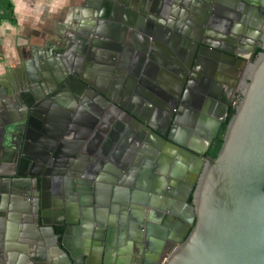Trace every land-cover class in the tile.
Segmentation results:
<instances>
[{
    "label": "water",
    "instance_id": "95a60500",
    "mask_svg": "<svg viewBox=\"0 0 264 264\" xmlns=\"http://www.w3.org/2000/svg\"><path fill=\"white\" fill-rule=\"evenodd\" d=\"M223 1L175 0L181 10L188 12L183 28L182 20L155 17L153 8L147 9L145 3L136 6L130 0H108L111 19L81 17L73 28L76 36L93 32L100 37L112 27L113 42L103 40L100 52H96L99 63L95 70L107 81L105 87L96 86L89 74L83 76L84 66L90 72L95 60L91 57L92 44L72 36L66 38L68 46L64 50L51 49L30 72L20 69L15 84L9 88L0 84V169L14 162V175L0 171V218L6 226L16 228L0 233V264H75L77 259L80 264H264V0H227L228 6L222 7ZM236 7L255 12L256 18L251 20L254 24H250L246 13L236 12ZM218 12L225 16L224 25L212 31ZM140 24H145L147 44L143 54H137L138 63L124 67L116 56L121 49L116 43L117 34L126 26L136 28ZM199 25L206 26L205 30ZM192 28L196 31L191 32ZM260 29L261 51L253 57V48L249 51L244 45L243 35L251 30L257 37ZM189 46L191 53L184 60ZM241 50L249 51L246 60ZM222 58L234 67L232 74L243 75L239 63L247 61L250 65L231 117L226 119L224 108L207 136L209 145L220 123H226L221 146L216 156L209 158L183 139L189 131L181 125L194 126L196 131L199 120L193 122L191 117L181 123L183 116L179 114L186 111L189 96H195L197 113L206 110L208 97L216 87L217 62ZM204 63L211 68L204 69ZM167 72L175 76V93L164 78L169 76ZM194 77H201L198 90L194 89ZM118 87L122 90L116 94ZM191 88L198 91L196 95H192ZM91 96L120 113L119 117L115 115L118 120L114 124L117 126L120 117L124 119L119 125L127 126L123 139L127 134L134 143L146 146L141 148L143 155L158 153L166 159L157 179L160 187L152 185L147 190L131 183L127 166L133 162L118 161V157L106 164L91 161L92 165L75 174L76 159L87 163L91 160L87 158L89 152L80 156L82 139L88 132L75 127L76 112L85 110ZM171 98L175 99L177 112L170 113L171 128L162 131L156 127L155 115L157 110L170 111L166 103ZM102 117L103 113L96 115V121ZM174 153H178L179 161L174 160L170 168ZM123 171L130 178L124 179ZM188 171L194 182L182 184ZM56 175L66 179L62 181L70 188L90 181L96 186L121 185V177L128 193L124 201L112 197L115 192L100 202L94 195L89 202L80 198L78 213L72 207L75 198L68 190L51 203L46 202L48 181L54 185L61 181ZM182 185L189 188V203L187 196L178 193ZM99 207L108 209L107 219L90 218L91 211L96 213L92 208ZM113 210H119L121 217L125 215L131 233L119 229V223L113 226ZM52 213H58L59 223L47 218ZM39 220L42 227L37 228ZM60 225L62 234L57 236L52 226ZM29 226L38 229L37 234H29ZM115 232L120 233L116 239L112 237ZM76 233L82 237L78 239ZM12 242L21 246L14 248ZM165 242L175 247L162 258Z\"/></svg>",
    "mask_w": 264,
    "mask_h": 264
},
{
    "label": "crops",
    "instance_id": "0c3cea01",
    "mask_svg": "<svg viewBox=\"0 0 264 264\" xmlns=\"http://www.w3.org/2000/svg\"><path fill=\"white\" fill-rule=\"evenodd\" d=\"M11 7H12V16L14 22L10 23L7 20L0 21V84H5L8 88L16 83L18 79V75L20 74V69L24 71L30 72L32 67H34L35 62L41 58L43 59L45 56L49 55V51L51 49H58L64 50L68 44L67 39H71L72 37L88 41L89 44H92V58L95 60L91 62V68L88 69L90 72H86V65L84 63V71L83 76L89 74L92 82L101 88L104 86V81L102 77L98 76L99 71H96L97 65L99 61H96V52H100V45L106 42H113L111 38V33L113 31L112 27L106 28L104 30V36L101 35L100 37L90 32L89 34L86 33V36H76L74 31L76 21L81 17H90L95 20L96 18L109 19L112 18V14L108 11V0H8ZM88 1V2H87ZM175 0H130L131 5H140L141 3H145V7L147 9H152L153 15L162 16L169 19H173L175 21L182 20L183 28L186 27V20L187 11L181 10L179 6L174 2ZM222 7L228 6V2L223 1L220 4ZM88 8H87V7ZM152 7V8H151ZM90 8V9H89ZM236 12L241 14L243 12L246 13V17H248V21L250 22L252 19L256 18L255 12H247V9H243L240 7H236ZM186 12V13H185ZM208 17L206 18V23L208 21ZM224 15L220 12L214 15V25L212 26V31H218L221 27H223V19ZM115 18V16H114ZM174 21V22H175ZM94 22V21H92ZM119 25V24H118ZM195 25V24H194ZM202 26L199 25L198 28ZM206 26L202 27L204 29ZM205 30V29H204ZM147 31V30H146ZM145 24H140L135 27H125L117 34L116 43H118L121 49L116 53L117 60L121 62V65L124 67H130L136 65L138 63V55L142 53L143 49L147 42L144 39L145 36ZM196 31V29L192 28L191 32ZM72 36V37H70ZM246 36V35H245ZM243 35V37H245ZM98 40V42L91 43L94 39ZM76 45H80V42H77ZM256 46V45H255ZM86 47V45H85ZM106 48H110L111 45H104ZM256 48V47H253ZM147 49V48H146ZM102 50V49H101ZM100 56V55H99ZM101 58V57H100ZM206 67L202 66L204 69L210 67L207 63H204ZM208 65V66H207ZM89 68V67H88ZM128 70V68H127ZM33 73V72H32ZM169 76H165L166 81L172 86L175 85L176 80L175 76L168 73ZM216 81V80H215ZM234 82V75L229 72H222L220 73L218 80L216 81V87L213 89V94L208 97V102L206 103V110L200 116L203 118L199 120V126L197 127L198 130L195 131V136H190L189 139L185 137V141L190 143L192 146H196L197 142H202L198 140H205L206 134L211 131L213 123L218 120V115L220 109L215 108L219 105L220 100H224L226 98V94L223 91L228 85H231ZM196 83L194 89H199V84L201 83V77L195 78L193 84ZM106 86V84H105ZM104 86V87H105ZM193 87V86H192ZM1 89V88H0ZM108 89H110L108 87ZM193 88H191L192 95H196ZM121 87H118V91L116 94L121 92ZM212 97V98H211ZM94 99V101H92ZM87 106L85 110L79 109L76 113V119L78 118V125H76V129L82 132H88L87 136L82 139V158L88 152L90 155L87 158H91V161H96L100 163H108L106 162L112 157L117 158L119 160H127L128 162L135 161L134 163L140 168L132 169L133 172V179L131 183L140 187V188H147V190L151 189L152 185H158L160 187L161 181L159 182L157 179L160 178L159 174L161 173L163 163L166 159H162V157L157 153L153 156L148 153L152 157H147L143 155L144 151H139L138 143H134L132 138L125 136L123 139V134L126 132L127 126L125 124L120 128L119 125H122V121L124 119L120 117L119 123L115 126V122L118 120L115 115L118 117L121 116L120 113L116 112V109L109 106H103L102 101H97L95 96H91L88 98ZM195 96H189L187 98L186 104V111L182 114L180 112V116H183L182 122H187L188 119L185 117L187 116L186 112L197 113L196 108L194 106ZM127 105V104H126ZM78 110V109H77ZM206 111V112H205ZM177 112V110H176ZM104 114V117L101 121H96V115ZM116 113V114H115ZM107 116H110L109 118ZM80 119V120H79ZM194 119V118H193ZM195 120V121H196ZM184 125V124H183ZM187 131H193V127H186L183 126ZM86 127H90L89 130H85ZM196 129V128H195ZM123 139L122 141H120ZM190 140V141H189ZM144 149L146 146H140ZM149 152V151H148ZM137 156V158H136ZM92 163H87L84 161H79L78 169L80 171H84L86 167H89ZM173 163H170L169 167H172ZM109 166V164H107ZM111 166V165H110ZM113 166V165H112ZM168 170V169H167ZM78 175V174H77ZM159 176V177H158ZM166 177V176H165ZM121 178V177H120ZM119 178L120 184H115V186H111L110 184L100 183V185L96 186L95 181H90L87 185L77 184L75 185V192L72 191L67 184L63 188L62 192L68 190V194L75 196V201L79 202L80 198L87 199L86 201L89 202L91 199V195H94L98 201H103L104 197L108 194L117 192L120 193L121 200H125V195L128 193V188L123 187L122 178ZM126 176L124 177V179ZM167 178V177H166ZM58 189L59 185H55ZM118 190V191H117ZM131 190V188H130ZM173 190V189H172ZM135 191H138L135 190ZM177 192V191H176ZM180 192V191H179ZM77 196V197H76ZM86 201H82L86 203ZM118 208L120 205H114ZM85 207V206H84ZM86 208V207H85ZM123 208V206H122ZM93 209V212L96 211L95 214L92 213L90 218L92 219H107L108 209H102L101 207L97 209ZM91 210V209H90ZM120 212V211H119ZM115 210L112 211V215L115 214ZM122 213L120 212L118 217H114V227L116 225L121 226L122 230L125 228L127 232L128 228V221H126L125 215L121 217ZM126 222V223H125ZM91 223H93L91 221ZM124 223L126 227L124 226ZM116 224V225H115ZM120 233L115 232L112 234V237H118Z\"/></svg>",
    "mask_w": 264,
    "mask_h": 264
},
{
    "label": "flooded vegetation",
    "instance_id": "af4514ba",
    "mask_svg": "<svg viewBox=\"0 0 264 264\" xmlns=\"http://www.w3.org/2000/svg\"><path fill=\"white\" fill-rule=\"evenodd\" d=\"M227 1V0H226ZM225 1V2H226ZM257 15V14H256ZM250 24H254V23H252V21L250 22ZM262 26H264V21H263V25ZM245 30V29H244ZM262 29H260V32H259V34L257 35V37L255 36V31H253V32H251V30H249L250 32L245 36V39H246V42L244 43V45L245 46H247L248 47V49H249V51H250V47L251 48H253V47H260L261 46V36L263 35V31H261ZM244 32V31H243ZM241 35H243V33H241ZM249 35V36H248ZM253 39H255L254 41H253ZM222 44V43H221ZM256 45V46H255ZM236 49V48H235ZM254 49L255 48H253V51H254ZM249 51H246V50H241L240 52H243V58L246 60L247 58H248V54H249ZM184 53H185V55H184V60H186V58L189 56V53H191V46H189V47H187V48H185V51H184ZM222 61V62H221ZM225 61V62H224ZM227 61V59L226 58H222V59H219V61L217 62V66L218 67H216V71H215V73H214V80H218V77H219V75H220V73H222V72H229V74L230 73H232L233 71H232V69H234V67L233 68H231V66H229V65H227L228 63L226 62ZM240 67H242V72H243V75H236V74H233L234 75V82L231 84V85H228L226 88H224V92H225V94H226V98L224 99V100H220V102H219V105L220 106H217V107H215V108H218V109H220V112H222L223 111V109L224 108H226L227 107V112H228V107L229 106H231V108L234 110V107L237 105V103H238V101L240 100V98H241V91H242V86H243V83H244V81H246V75H247V73H248V66L250 65V63H248L247 61H243V63L241 62V63H239L238 64ZM248 65V66H247ZM247 66V67H246ZM210 68H211V65H210ZM244 68V69H243ZM187 76H188V73L186 74ZM165 78V77H164ZM175 87H176V84L174 85H170V89H171V91L173 92V93H175ZM62 97H65L63 94H62ZM204 99H205V97H204ZM63 100V99H62ZM175 99L174 98H171V99H169L168 100V102L166 103V107L167 108H169V110L170 111H163V110H160L161 112H159V110H157V114L155 115V117H156V122H157V124L158 125H156V127L159 129V130H162V131H164V129L165 128H171V125H170V113H172V112H174V113H176V108H175V101H174ZM65 101V100H64ZM91 100H89V102H90ZM92 101H94V99H92ZM166 109V108H165ZM186 114H187V116L185 115V117L188 119V121L191 119V117L192 118H194L193 119V122L196 120V119H198V117H200V115H199V113H192V112H186ZM226 116H227V114H226ZM0 121H2V118L0 117ZM3 122V121H2ZM169 122V123H168ZM187 123V122H186ZM185 125V124H184ZM194 125V124H193ZM220 125H221V123H220ZM220 125H219V127H220ZM219 127L217 128V131H216V134H217V132H218V130H219ZM177 130H175V132H176ZM174 132V133H175ZM209 133H210V131L205 135L206 136V139L205 140H198V141H202V142H197L198 144L196 145V146H194L195 148H197V150H199V151H203L204 153H203V157H207V156H205V153L207 152V150H208V147H209V145L211 144V142H212V140L215 138H213L211 141H210V143H209V145H207V136L209 135ZM195 134V131L193 130V131H191V130H189V133L188 134H186V135H183V139L185 138V137H187V139H189L190 138V136H195L194 135ZM216 136V135H215ZM190 141V140H189ZM186 142V141H185ZM187 144H189L188 142H186ZM138 146H139V151L141 152V151H143V149H141L142 147H140V146H142L141 145V143H138ZM177 155H178V153H174V157L172 158V163L174 162V160H176L177 158ZM79 159H76V161H74L73 163L75 164V168H76V170H75V174H78V164H79ZM177 161H179V159H177ZM133 163H132V165H131V163L127 166V168H128V172L132 175V177H131V179H133V177H134V175H133V172H132V169H136L135 168V166L137 167V169L138 168H140V165L138 166L137 164H135L134 163V161H132ZM18 163V162H17ZM88 163H91V160H89L88 161ZM10 164V165H9ZM9 164H7V165H5V166H3L1 169H3V171H2V173H4V174H7V175H14V173H13V164H14V162L12 161V163L10 162ZM24 164H25V162H22V167L24 168ZM28 165H29V163H28ZM92 165V164H91ZM29 167H30V165H29ZM29 167H27V171H28V169H29ZM190 168V167H189ZM1 169H0V171H1ZM90 171H93V170H90ZM89 171V172H90ZM169 171H170V169L168 170V174H169ZM23 172V171H22ZM122 174H125V176H126V179H128V178H130V177H128V175H127V173L125 172V171H123L122 172ZM168 174H167V176H168ZM189 176V178H190V176H192L193 177V174H190L189 173V171L184 175V178L182 179V184H186V183H193L194 181V178H193V180L190 178H187ZM56 177H57V179L59 178L61 181L60 182H58L57 184L55 183V185L57 186V185H59V187H58V189L55 187V185H54V183L52 184L50 181H48V183H47V185H46V189H45V191H44V194H45V200H46V202L49 204V203H51L52 201H53V198L54 197H56V196H58V195H60V194H62L63 192H62V190H63V188L65 187V184H67V183H64L63 181L64 180H66V179H62L63 177L61 176V175H56ZM63 180V181H62ZM4 181V180H3ZM11 182H12V180H10ZM192 181V182H191ZM66 182H67V180H66ZM29 183V185H30V187H32V182H28ZM5 186L6 187H8L7 186V184H5ZM185 185H182L181 186V191L179 192V190H178V193L179 194H181L183 197L185 196H187V194H188V190H189V188L188 187H184ZM0 187H1V183H0ZM9 188V187H8ZM72 188V191H74L75 192V187L73 186V187H71ZM31 189V188H30ZM37 189H38V187H37ZM65 191H66V189H65ZM46 192V193H45ZM60 193V194H59ZM118 194V195H117ZM75 197V196H74ZM77 197V196H76ZM112 197H118L117 198V200L118 199H120V195H119V193H117V192H115L114 194H113V196ZM190 197V200H191V194H189L188 196H187V198H186V202L187 203H189L190 202V200L188 201V198ZM75 200V199H74ZM168 201H172V200H168ZM7 203V202H6ZM74 206H72L73 208H74V211H77L78 212V208H79V205H78V203H77V201H75L74 202V204H73ZM119 207H122V206H119ZM82 208V207H81ZM80 208V209H81ZM28 209L30 210V205H28ZM115 214H113L112 216L113 217H118L119 216V214H120V212H119V210H115ZM79 213V212H78ZM51 222H53V223H55V224H57V223H59V215H58V213L56 214V213H52V214H48V217H47ZM1 220H0V233H4L5 231H12V229H13V231H14V228H15V226H11V224H9L8 226H6V221L5 220H3L2 218H0ZM12 222H14V221H12ZM15 223V222H14ZM40 227H42V224H41V221L39 220V222H38V225H37V228H40ZM52 228H53V231H54V233L58 236V235H61L62 234V225H60V226H52ZM79 228V227H78ZM15 230H16V228H15ZM29 230L30 231H28L27 230V232L30 234V232H31V234H37V232H38V229H36V228H32V227H30L29 226ZM127 231H129V233H131V229L128 227L127 228ZM133 232H134V230H133ZM22 233H26V232H22ZM77 234V237H78V239H80L82 236L79 234V233H76ZM70 241H71V238H70ZM10 245L12 246V247H14V248H16V247H19V246H21V245H19V244H17L16 242H12V243H10ZM175 247V244H173V243H169V242H165L164 243V245H163V247H162V250H161V257H162V255L163 254H165V256H167L172 250H173V248ZM10 254H12V253H10ZM75 264H80V262H79V260L77 259V261H76V263Z\"/></svg>",
    "mask_w": 264,
    "mask_h": 264
},
{
    "label": "trees",
    "instance_id": "16d2710c",
    "mask_svg": "<svg viewBox=\"0 0 264 264\" xmlns=\"http://www.w3.org/2000/svg\"><path fill=\"white\" fill-rule=\"evenodd\" d=\"M7 20L10 23L14 22L13 16H12V7L8 0H0V21ZM260 47H256L253 51V57H255L258 53H260ZM233 113V109L231 106L228 107V112L226 119L228 120ZM226 123H221L219 130L215 136V138L212 140L211 144L208 147L207 152L205 153V156L209 158H214L221 146L222 143V136L224 132ZM190 200V197L188 198V201Z\"/></svg>",
    "mask_w": 264,
    "mask_h": 264
},
{
    "label": "rangeland",
    "instance_id": "374dc122",
    "mask_svg": "<svg viewBox=\"0 0 264 264\" xmlns=\"http://www.w3.org/2000/svg\"><path fill=\"white\" fill-rule=\"evenodd\" d=\"M165 257V254L162 255V258Z\"/></svg>",
    "mask_w": 264,
    "mask_h": 264
}]
</instances>
